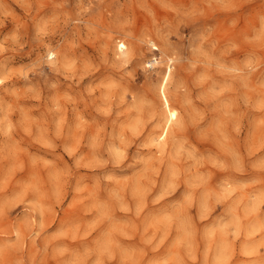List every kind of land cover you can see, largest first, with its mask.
<instances>
[{
	"label": "rangeland",
	"instance_id": "1",
	"mask_svg": "<svg viewBox=\"0 0 264 264\" xmlns=\"http://www.w3.org/2000/svg\"><path fill=\"white\" fill-rule=\"evenodd\" d=\"M0 264H264V0H0Z\"/></svg>",
	"mask_w": 264,
	"mask_h": 264
},
{
	"label": "bare ground",
	"instance_id": "2",
	"mask_svg": "<svg viewBox=\"0 0 264 264\" xmlns=\"http://www.w3.org/2000/svg\"><path fill=\"white\" fill-rule=\"evenodd\" d=\"M151 43H153V42H151ZM117 47H118V50H120L121 52H124V50H126L125 49L126 48V44H124V42H122V41L118 42V46ZM156 61L158 62V60H156ZM170 72H171V65L168 64L166 66V69H165V71L163 73L161 82L159 84V89H160V93H161V96H162L163 108H164V110L166 112V115H167L166 123H165L164 127L162 128V130L160 131V133L157 136V140H158V142L160 144H164L165 143L169 125L174 120H176L177 117H178V110L176 108L170 106V101L168 100L169 98H167V96L165 94V91H164L166 82H167V80H168V78L170 76Z\"/></svg>",
	"mask_w": 264,
	"mask_h": 264
}]
</instances>
